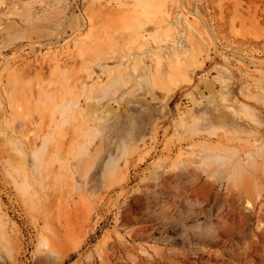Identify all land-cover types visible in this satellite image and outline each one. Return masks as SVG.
<instances>
[{
	"label": "rangeland",
	"instance_id": "obj_1",
	"mask_svg": "<svg viewBox=\"0 0 264 264\" xmlns=\"http://www.w3.org/2000/svg\"><path fill=\"white\" fill-rule=\"evenodd\" d=\"M264 264V0H0V264Z\"/></svg>",
	"mask_w": 264,
	"mask_h": 264
},
{
	"label": "bare ground",
	"instance_id": "obj_2",
	"mask_svg": "<svg viewBox=\"0 0 264 264\" xmlns=\"http://www.w3.org/2000/svg\"><path fill=\"white\" fill-rule=\"evenodd\" d=\"M40 264H42V263H40Z\"/></svg>",
	"mask_w": 264,
	"mask_h": 264
}]
</instances>
